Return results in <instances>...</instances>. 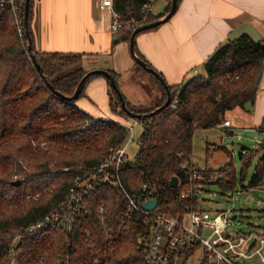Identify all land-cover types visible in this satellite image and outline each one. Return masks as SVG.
Wrapping results in <instances>:
<instances>
[{"label":"trees","instance_id":"1","mask_svg":"<svg viewBox=\"0 0 264 264\" xmlns=\"http://www.w3.org/2000/svg\"><path fill=\"white\" fill-rule=\"evenodd\" d=\"M5 1L2 5L0 0V264H143L137 238L148 228L139 214L121 221L122 198L111 187H101L90 194L92 213L79 217L71 233L49 230L15 243L24 229L61 207L81 167L104 163L110 149L125 144L129 131L115 121L95 119L77 106L89 82L102 76L90 78L74 102H65L48 89L42 76L62 95L73 96L88 73L85 55L36 51L31 0L29 31L33 54L41 67L38 72L28 53L25 0H15V6ZM157 1L114 0V7L125 19L133 18L141 26L169 13L172 0H164L167 7L159 16L144 9ZM135 51L140 57L136 44ZM204 71L203 76L180 85L167 84L171 105L153 117L134 120L143 126L139 152L134 161L126 163L122 173L123 182L132 192L146 182L156 181L161 191L160 212L177 219L198 208L195 191L183 199L184 189L217 184L224 193L238 190V173L233 164L218 171L195 170L193 139L196 130L220 127L227 121L228 112L237 108L248 111L255 105L264 72V40H255L248 34L229 40L205 63ZM109 72L118 84V75ZM149 75L162 90V105L167 101L166 90ZM106 81L112 115L125 119L121 101ZM126 102L129 111L149 114ZM258 131L264 133V122ZM258 147L260 158L249 188L264 186V145ZM241 160L245 168L251 165V157L242 156ZM192 170L200 178L191 180ZM247 173L241 177L242 189L246 188L243 181ZM216 175L220 178L214 181ZM173 177L180 181L176 188L170 187ZM17 181L19 185H15ZM102 203L106 207L103 220L96 211Z\"/></svg>","mask_w":264,"mask_h":264},{"label":"crops","instance_id":"2","mask_svg":"<svg viewBox=\"0 0 264 264\" xmlns=\"http://www.w3.org/2000/svg\"><path fill=\"white\" fill-rule=\"evenodd\" d=\"M99 2L34 0L31 31L36 51L83 54L87 72L113 71L118 75V84L127 89L131 84L149 85L152 78L138 67L130 51L132 33L126 30L113 33V17L99 8ZM160 2H163L161 11L158 15L153 13L155 16L163 14L167 7L166 1L159 0L152 12ZM242 34L264 40V0H181L170 21L140 33L135 44L140 57L160 73L168 85L175 86L203 76L205 63L217 49ZM153 92V100L161 103L160 87H153ZM128 93L137 99L134 92L129 90ZM123 95L129 102L124 92ZM77 106L95 119H112L106 79L98 77L90 81ZM247 113L251 127L258 129L264 122V72L255 105ZM113 121L129 123L127 118L114 117ZM230 122L232 127L233 122ZM223 124L218 128H230ZM249 189L264 190V186Z\"/></svg>","mask_w":264,"mask_h":264},{"label":"built area","instance_id":"3","mask_svg":"<svg viewBox=\"0 0 264 264\" xmlns=\"http://www.w3.org/2000/svg\"><path fill=\"white\" fill-rule=\"evenodd\" d=\"M5 3L6 1L2 0L1 4ZM8 3L15 6V0H9ZM152 7L145 6L144 9L149 12L152 11ZM99 8L112 15L111 31L115 34L123 30L133 33L139 27L133 18L127 20L115 11L114 0H100ZM18 27L21 34V21H18ZM120 124L133 133L136 122ZM230 126V121H225L223 124V127ZM131 141L127 145L110 149L108 159L104 163L93 167H81L82 172L72 182L69 194L61 207L46 215L42 221L24 229V234L18 236L15 243L38 237L49 230L61 229L71 233L79 217L92 213L90 194L98 188L111 187L116 189L122 198L124 208L121 221L125 222L139 214L142 215L143 223L148 228L147 233H142L137 238L143 264H189L191 260L199 264H256L257 262L264 264L263 236L247 235L241 231L231 232L233 227L231 216L235 211V204L229 211L220 212L215 216L194 210L177 219L160 212L161 191L156 181L144 183L136 192L129 190L123 182L122 173L129 161L127 149ZM182 166L185 167L184 164ZM191 173V180L200 178L195 170ZM219 178L216 175L213 180ZM195 189L196 187L182 190L181 197L185 199L193 195ZM232 197L233 194L229 196ZM154 199H158L156 208L145 209L144 204ZM96 211L103 220L105 205L102 203ZM186 217L187 223H185ZM12 256H15L14 252Z\"/></svg>","mask_w":264,"mask_h":264},{"label":"rangeland","instance_id":"4","mask_svg":"<svg viewBox=\"0 0 264 264\" xmlns=\"http://www.w3.org/2000/svg\"><path fill=\"white\" fill-rule=\"evenodd\" d=\"M162 3L163 2H160L154 9L153 13L155 15H158L161 11L160 7ZM137 65L141 67L138 63ZM149 82V85H145L147 84L145 83L142 87H139L137 84H131L128 86L130 89H127L125 85L119 83V88L121 92H124L127 96L132 108L135 110L148 111L150 114L165 103L160 105L162 101L160 103L159 101L156 102L153 100L155 93L153 92V87L159 86L151 79ZM129 90L135 93L134 95L140 100V103L137 102V99H133V95L131 97L130 93H128ZM126 118L130 124L135 123L128 115L125 119ZM226 119L233 122L232 127L226 129L214 128L196 130L193 139L192 162L195 170L212 169L215 171L233 164L238 173V190L234 194L231 192L224 193L217 184L200 185L195 189V197L198 202L197 210L209 216H215L220 212L229 211L232 205L235 204V211L232 213L231 217L237 216V219L233 220L231 232L237 233L241 231L247 235H261L264 238V190H252L248 188L249 180L260 158V153L257 152L260 149L258 144L264 145V133L251 127V118L245 109L237 108L228 112L226 114ZM110 120L113 121L114 117ZM142 132L143 126L136 122L133 133H128L125 145L132 140L127 149V155L130 161H134L137 158L139 152L138 140ZM241 145L251 149L243 154L244 159L248 157L252 158L251 165L248 168L244 167L243 161L239 157ZM253 152L255 154L254 156ZM246 171L248 172L247 177L246 180L243 181L246 188L242 189L240 186L241 177ZM231 194H233V197L229 198ZM187 222L188 218L186 217L185 223ZM189 264L199 263L195 260H191ZM256 264L260 263L257 262Z\"/></svg>","mask_w":264,"mask_h":264},{"label":"water","instance_id":"5","mask_svg":"<svg viewBox=\"0 0 264 264\" xmlns=\"http://www.w3.org/2000/svg\"><path fill=\"white\" fill-rule=\"evenodd\" d=\"M30 5H31V0H25V13H24V24H25V28H26V36L28 39V53L30 54V57L33 61V63L36 66V69L38 70V72L41 73V67L40 65L37 63L36 57L33 54V48H32V40H31V36H30V31H29V13H30ZM177 7H178V0H172L171 2V9L169 11L168 14H166L164 17H162L161 19H158L152 23H148V24H143L141 26H139L136 31H134L131 35L130 38V51L132 54V57L134 58V60L136 61V63H138L147 73L153 75L154 77H156V79H158V81L162 84V86L165 88L166 93H167V101L165 102V104L163 106H161L160 108H158L156 111L150 113V114H146V115H140V114H136L133 113L131 111H129L128 106H127V102L124 98L123 93L121 92L115 78L111 75V73L109 71L106 70H102V69H96V70H92L89 71L84 77L83 79L80 81L77 89L75 90L73 96L71 97H66L64 95H62L61 93H59L58 91H56L54 89V87L45 80L44 76H42L45 85L48 87V89L58 98H60L61 100L65 101V102H74L76 100L79 99V97L81 96L86 83L89 81L90 78L94 77V76H102L105 77L110 83L112 88L114 89V91L116 92V94L118 95L120 101H121V105L123 110L126 112V114L132 118L133 120L135 119H144V118H150L153 117L154 115H156L157 113L161 112L162 110H164L166 107H168L169 105H171L172 103V96H171V92L169 90V86L167 85L165 79L161 76L160 73H158L153 67H151L147 62L143 61L136 53L135 51V41H136V37L145 31H149V30H153L155 28L160 27L161 25L167 23L168 21H170V19L174 16V14L177 11ZM42 75V74H41ZM251 149H249L248 147L241 145L240 150H239V157L240 159L242 158L243 154L246 151H250ZM179 178L178 177H173L171 182H170V187L171 188H176L179 186ZM20 182L17 181L15 183V185H19ZM158 204V199H154L152 201H149L147 203L144 204V208L148 209V210H153L156 208ZM233 220L237 219V216H234L232 218Z\"/></svg>","mask_w":264,"mask_h":264}]
</instances>
